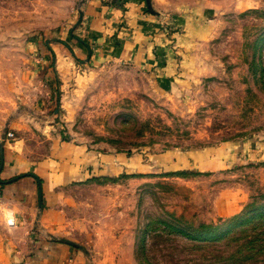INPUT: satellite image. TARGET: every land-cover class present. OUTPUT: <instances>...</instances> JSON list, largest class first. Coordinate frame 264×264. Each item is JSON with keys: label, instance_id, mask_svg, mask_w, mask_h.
<instances>
[{"label": "rangeland", "instance_id": "374dc122", "mask_svg": "<svg viewBox=\"0 0 264 264\" xmlns=\"http://www.w3.org/2000/svg\"><path fill=\"white\" fill-rule=\"evenodd\" d=\"M81 2L0 0V106L22 109L35 98L33 85L41 88L23 155L44 163L56 139L139 164L113 174L96 158L101 174L90 165V178L47 187V201L74 229L62 238L84 247L89 264H264V235L251 242L264 232L259 219L199 243L164 226L222 234L264 206V0H150L153 13L139 0L155 21L143 32L165 75L158 60L155 70L116 59L77 60L68 71L55 63L49 45L69 41ZM107 43L113 54L121 50L117 35ZM221 147L230 155L222 169L165 171L167 150Z\"/></svg>", "mask_w": 264, "mask_h": 264}, {"label": "crops", "instance_id": "0c3cea01", "mask_svg": "<svg viewBox=\"0 0 264 264\" xmlns=\"http://www.w3.org/2000/svg\"><path fill=\"white\" fill-rule=\"evenodd\" d=\"M138 2L139 0H82L77 26L74 33L70 34L69 41L61 38L59 42L49 45L54 62L60 63L67 71L71 66L69 64L77 60L85 64H99L112 59L134 65L148 64L155 70L158 60V68L165 75L163 60L154 59L153 48L156 42L153 43L152 37L143 32V27L146 28L155 21L141 13L142 6ZM201 8L204 13V7ZM192 19H189L190 22ZM200 20L199 23L202 22ZM197 30L200 33L203 28L198 27ZM112 35H117L121 43V50L116 54H113L112 48L106 47L107 39ZM79 40L87 41L90 52ZM94 47L97 53L93 52ZM66 70L63 72L68 74ZM160 73L161 71L157 77ZM32 89L34 93L30 91L29 95L35 98L30 105L23 101L22 109L15 102L7 108L0 106V141L3 135V141L7 140L8 134L15 137L12 144L0 143L3 147V165L0 170V264H89V252L84 247L78 244L81 247L78 249L57 241L66 239L62 237L72 236L74 229L69 226V219L62 214L58 205L47 201L45 189L67 185L75 179L79 181L90 178L91 171L87 169L90 165L101 174L97 165L91 164L96 158L105 163L104 170L108 169L113 174L135 170L139 164L126 154L93 155L84 147L59 143L56 139H52L54 145L51 158L44 163L35 164L31 158L23 155L24 141L27 137L34 136V120L36 114L39 116L37 110L40 108L38 96L41 88L34 84ZM50 127L53 126L50 124ZM222 148L200 151L167 150L164 156L165 171L179 173L193 168L211 172L222 169L230 159V155L223 152ZM142 169L147 170L146 167ZM27 174L38 178L40 183L31 176H25ZM38 185L41 190L40 202Z\"/></svg>", "mask_w": 264, "mask_h": 264}, {"label": "trees", "instance_id": "16d2710c", "mask_svg": "<svg viewBox=\"0 0 264 264\" xmlns=\"http://www.w3.org/2000/svg\"><path fill=\"white\" fill-rule=\"evenodd\" d=\"M79 42L85 46L88 50H89V46L87 41H80ZM90 52V50H89ZM25 176H31L33 177L37 183H40L39 179L36 178L33 175L27 174ZM247 213L250 214L249 217L245 218V219H237L235 221H231L230 223H228V225H226L224 227V231L222 234H218L219 231H217L218 228H210V226H205V225H200L197 228H193L189 225H182L181 227H175L173 224H164V226L166 228H168L169 231L174 232L175 234L180 235L181 237H183L184 239L192 242V243H199L200 241L202 242H208V241H216L219 240L221 238H224L226 235H228L231 231H233L234 228H236L237 226H242L244 223H248V222H254L256 219H259V222L264 221V206H260V207H255L251 210H249ZM231 226V228H230ZM227 228H230L229 230H225ZM243 230L242 232L244 233V229H240ZM261 235H264V232H261L257 235H255L253 241L251 242H260L261 239L259 238ZM140 249L141 252L143 250L142 244L140 245Z\"/></svg>", "mask_w": 264, "mask_h": 264}, {"label": "water", "instance_id": "95a60500", "mask_svg": "<svg viewBox=\"0 0 264 264\" xmlns=\"http://www.w3.org/2000/svg\"><path fill=\"white\" fill-rule=\"evenodd\" d=\"M113 1L116 2L117 0H113ZM145 4H146L147 10L150 13H153V10H152L151 4H150V0H145ZM2 139H4V135L2 136ZM2 165H3V147H2V145H0V170L2 168ZM38 194H39V202H40L41 190H40V186L39 185H38ZM39 207H40V205H39ZM57 241L60 242V243H63V244H66V245L81 249V247L78 244L73 243L71 241H68L66 239H58Z\"/></svg>", "mask_w": 264, "mask_h": 264}, {"label": "built area", "instance_id": "2783aa9c", "mask_svg": "<svg viewBox=\"0 0 264 264\" xmlns=\"http://www.w3.org/2000/svg\"><path fill=\"white\" fill-rule=\"evenodd\" d=\"M7 136L10 137V136H12V134H8Z\"/></svg>", "mask_w": 264, "mask_h": 264}]
</instances>
